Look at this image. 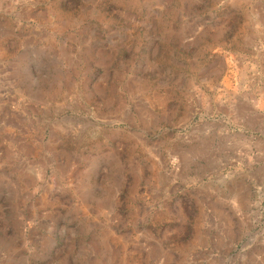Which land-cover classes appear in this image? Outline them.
Listing matches in <instances>:
<instances>
[{"label":"rangeland","instance_id":"1","mask_svg":"<svg viewBox=\"0 0 264 264\" xmlns=\"http://www.w3.org/2000/svg\"><path fill=\"white\" fill-rule=\"evenodd\" d=\"M260 28L264 0H0V264H264Z\"/></svg>","mask_w":264,"mask_h":264},{"label":"crops","instance_id":"2","mask_svg":"<svg viewBox=\"0 0 264 264\" xmlns=\"http://www.w3.org/2000/svg\"><path fill=\"white\" fill-rule=\"evenodd\" d=\"M259 34H260V35H264V28H260V29H259ZM256 257H258V256L256 255Z\"/></svg>","mask_w":264,"mask_h":264}]
</instances>
